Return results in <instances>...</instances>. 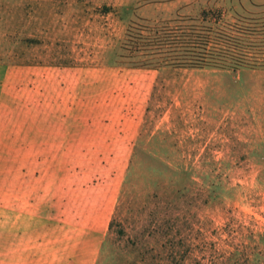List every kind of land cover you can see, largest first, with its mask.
I'll list each match as a JSON object with an SVG mask.
<instances>
[{"label":"rangeland","instance_id":"374dc122","mask_svg":"<svg viewBox=\"0 0 264 264\" xmlns=\"http://www.w3.org/2000/svg\"><path fill=\"white\" fill-rule=\"evenodd\" d=\"M0 0V217L50 264H264V70L134 68L130 23L264 0Z\"/></svg>","mask_w":264,"mask_h":264},{"label":"trees","instance_id":"16d2710c","mask_svg":"<svg viewBox=\"0 0 264 264\" xmlns=\"http://www.w3.org/2000/svg\"><path fill=\"white\" fill-rule=\"evenodd\" d=\"M125 43L138 69L264 70V10L233 23L223 22L217 11L182 17L173 27L130 23Z\"/></svg>","mask_w":264,"mask_h":264},{"label":"crops","instance_id":"0c3cea01","mask_svg":"<svg viewBox=\"0 0 264 264\" xmlns=\"http://www.w3.org/2000/svg\"><path fill=\"white\" fill-rule=\"evenodd\" d=\"M52 220L0 217V264H50Z\"/></svg>","mask_w":264,"mask_h":264}]
</instances>
